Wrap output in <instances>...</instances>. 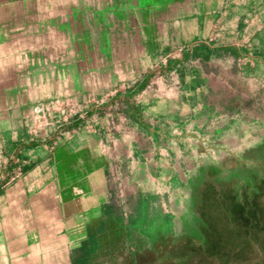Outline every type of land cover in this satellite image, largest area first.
<instances>
[{
	"label": "crops",
	"instance_id": "obj_1",
	"mask_svg": "<svg viewBox=\"0 0 264 264\" xmlns=\"http://www.w3.org/2000/svg\"><path fill=\"white\" fill-rule=\"evenodd\" d=\"M86 81L108 97L60 135L29 133L35 103L83 99ZM246 143L264 145V0H0V264H71L108 171L136 191L132 217L176 230L188 182L229 185L212 173ZM156 248L141 250L155 264Z\"/></svg>",
	"mask_w": 264,
	"mask_h": 264
},
{
	"label": "rangeland",
	"instance_id": "obj_2",
	"mask_svg": "<svg viewBox=\"0 0 264 264\" xmlns=\"http://www.w3.org/2000/svg\"><path fill=\"white\" fill-rule=\"evenodd\" d=\"M228 79L232 86L239 84L234 70L228 74ZM110 90H97L95 84L86 81L83 99L66 95L37 102L26 118V127L31 134L51 131L60 135L71 119L79 114L86 115L94 105L108 97ZM35 106L43 107L41 113L33 112ZM52 144L54 169L58 181H61L64 175L59 160L60 151L56 152L60 144ZM248 145L246 143L242 153L228 156L226 169L212 173L228 181L229 185L221 187L215 182L207 185L203 177L188 182L190 189L195 191L187 215L181 217V227L176 230L172 228L171 214L159 217L158 222L144 218L142 212L136 218L132 217L136 191L123 185L122 174L108 171L104 187L106 198L100 195V201L104 203L99 209L91 210L90 213L95 215L91 216L93 218L82 233L86 237L91 233L98 239L97 250L88 257L87 264H135L137 261L152 264L147 251L145 255L141 252L142 248H156L167 238H172L177 244L186 242L187 245L176 249V253L172 249L163 250L166 247L164 243L158 246L156 252L161 257L157 264H190L196 256L207 264H249L251 260L253 264H264V145ZM201 187L205 190L200 198L197 193ZM85 188L89 198L87 202L93 205V187L88 183ZM200 199L204 200L203 209L199 207ZM142 226L145 229L139 232ZM191 247L195 249L194 255L193 251L185 249ZM70 252L74 256L71 264H74L82 254V247L73 246ZM148 252L151 258L153 251ZM182 253L186 256L181 257Z\"/></svg>",
	"mask_w": 264,
	"mask_h": 264
},
{
	"label": "trees",
	"instance_id": "obj_3",
	"mask_svg": "<svg viewBox=\"0 0 264 264\" xmlns=\"http://www.w3.org/2000/svg\"><path fill=\"white\" fill-rule=\"evenodd\" d=\"M97 246H98L97 237L90 233L82 243V255L78 257L77 261L74 264H87L88 257L91 254L95 253V251L97 250ZM251 261L249 262V264H253L251 263ZM135 264L137 263L135 262Z\"/></svg>",
	"mask_w": 264,
	"mask_h": 264
},
{
	"label": "bare ground",
	"instance_id": "obj_4",
	"mask_svg": "<svg viewBox=\"0 0 264 264\" xmlns=\"http://www.w3.org/2000/svg\"><path fill=\"white\" fill-rule=\"evenodd\" d=\"M37 110H38V108H37Z\"/></svg>",
	"mask_w": 264,
	"mask_h": 264
}]
</instances>
